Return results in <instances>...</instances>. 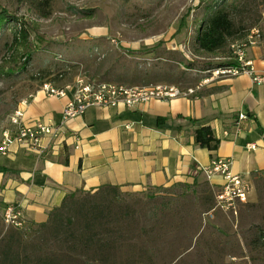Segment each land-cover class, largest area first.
Here are the masks:
<instances>
[{
    "label": "rangeland",
    "instance_id": "374dc122",
    "mask_svg": "<svg viewBox=\"0 0 264 264\" xmlns=\"http://www.w3.org/2000/svg\"><path fill=\"white\" fill-rule=\"evenodd\" d=\"M0 5L19 19L0 30L5 63L0 140L20 102L45 83L65 87L84 79L195 88L212 81L209 69L230 62L232 41L254 27L264 46V0H0ZM219 8L229 11L241 38H231L223 53L202 52L199 31ZM20 25L29 36L17 51ZM246 183L247 201L232 204L219 197L224 186L208 180L137 192L81 191L43 226L8 224L0 207V264L10 242L19 255L15 264H263L255 255L264 248L256 251L251 242L264 232V173ZM15 231L22 234L11 240Z\"/></svg>",
    "mask_w": 264,
    "mask_h": 264
},
{
    "label": "crops",
    "instance_id": "0c3cea01",
    "mask_svg": "<svg viewBox=\"0 0 264 264\" xmlns=\"http://www.w3.org/2000/svg\"><path fill=\"white\" fill-rule=\"evenodd\" d=\"M248 59L264 75V46L250 47ZM201 86L188 98L91 107L53 140L45 137L41 149L13 143L9 153L0 152V207L5 212L13 205L25 224H41L77 190L111 185L137 192L207 180L224 186L221 173L207 172L220 159L229 160L230 171L243 181H253L264 173V84L241 74ZM71 96H50L40 88L18 108L27 125L59 126ZM242 113L247 118L240 120ZM202 125L212 128L218 149L196 143Z\"/></svg>",
    "mask_w": 264,
    "mask_h": 264
},
{
    "label": "built area",
    "instance_id": "2783aa9c",
    "mask_svg": "<svg viewBox=\"0 0 264 264\" xmlns=\"http://www.w3.org/2000/svg\"><path fill=\"white\" fill-rule=\"evenodd\" d=\"M261 40L260 29L254 27L250 33L242 39H236L230 44V59L233 65L219 67L212 71V80L219 77H234L248 74L253 81L264 84V75L255 72L253 61L248 59V50L256 46ZM201 87H189L182 89L172 84H151L145 86H127L124 84L80 79L75 85L55 87L51 83H45L41 89L50 96L65 97L68 92L72 96L67 101L59 126L37 121L35 125H27L23 121L24 111L17 108L10 117V124L2 132L0 140V152L9 153L10 147L17 142L30 149H41L43 139L49 137L53 140L71 120L80 117L91 107H120L134 108L138 105L149 103L153 100H171L178 97L188 98L194 95ZM26 102V101H25ZM246 114H240L239 119H246ZM255 148V145L251 146ZM209 176L221 173L226 183L220 199H226L232 204L236 199L246 202L248 198L247 183L240 175L233 174L229 169V160L220 159L213 163L207 171ZM5 221L16 227L22 226L21 213L13 205H8L4 212Z\"/></svg>",
    "mask_w": 264,
    "mask_h": 264
},
{
    "label": "trees",
    "instance_id": "16d2710c",
    "mask_svg": "<svg viewBox=\"0 0 264 264\" xmlns=\"http://www.w3.org/2000/svg\"><path fill=\"white\" fill-rule=\"evenodd\" d=\"M13 19L19 20L14 15H11L7 9H5L4 7H2L0 5V30L3 28V26L7 22H9ZM240 29L241 28H239V26L236 25V23L234 22V20L230 16V13L228 10H226L225 8L217 9L209 17L206 24L204 26H202L200 31H199L198 45H199L200 51L205 52V53H209V54L223 53L224 49L227 46L228 41L231 38H235V37L241 38ZM28 36H29V33L26 30V28L23 25H20L19 32L15 38L17 51H20L23 42H25L28 39ZM15 62L18 64V61L16 58H15ZM28 62L29 61H26L25 63H23L22 67L26 68ZM231 65H233L232 61L224 62V63L218 64L214 68L209 69V71L212 73V71L216 68L226 67V66H231ZM0 71L1 72L5 71L4 61L2 63H0ZM263 132H264V129H263ZM195 141L199 146L204 147V148H208L209 150H216V149H218V147L220 145V140L214 135L212 128L208 125H202V126H199L198 128H196V130H195ZM0 170H2L1 167H0ZM102 188H109V189H112L114 191L120 189V187H118V186H111V185L102 186L99 189H102ZM159 188H163V187H158L155 189H159ZM99 189H97V190H99ZM81 191H85V190H77L76 192L68 195L63 200V203H65L68 198L74 197L76 195V193L81 192ZM58 209H59V207H57L53 211H51V213L49 214V219L52 215L57 216L56 212ZM49 219H48V221H49ZM47 222L41 223L38 225L43 226ZM21 234L22 233L20 231H15L14 233H12L10 238H11V240L12 239H18ZM90 240H92V236L88 235L87 241H90ZM12 244H13V242L7 243L5 248L1 251V256L3 258V264H5V262H10V264H15L16 261L14 258L19 257L18 253H15L13 251L14 246ZM251 245H252V248L256 251L262 250L264 248V232L263 231L260 232L259 237L255 238L251 242ZM255 259L262 261L264 264V254L255 255Z\"/></svg>",
    "mask_w": 264,
    "mask_h": 264
}]
</instances>
